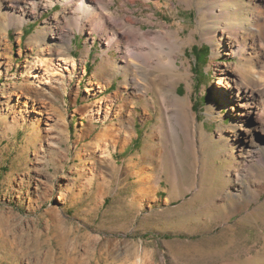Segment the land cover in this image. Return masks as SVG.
I'll list each match as a JSON object with an SVG mask.
<instances>
[{"label": "rangeland", "instance_id": "1", "mask_svg": "<svg viewBox=\"0 0 264 264\" xmlns=\"http://www.w3.org/2000/svg\"><path fill=\"white\" fill-rule=\"evenodd\" d=\"M46 1L0 0V264H264V153L217 87L253 63L223 51L245 37H206L255 0H104L115 18L83 24Z\"/></svg>", "mask_w": 264, "mask_h": 264}, {"label": "bare ground", "instance_id": "2", "mask_svg": "<svg viewBox=\"0 0 264 264\" xmlns=\"http://www.w3.org/2000/svg\"><path fill=\"white\" fill-rule=\"evenodd\" d=\"M56 1L58 0H47L46 2H47V5L49 4L50 6V5L56 4ZM62 1L64 5H67L70 3H76V7L69 11V15L67 14L66 15L69 17H76L77 19H80L82 24L84 22H88L94 19L102 20V23H105L108 18H111V19L115 18V15H113V13L110 12L109 10V7H108L109 5L105 4L104 0H98V2H96L95 0H62ZM33 3L36 5L38 2H35V0H31V3H30L31 7L33 6ZM252 5H253V11L249 15V17H247V23L237 25V22H236L234 24L224 25V26L221 25V23H219V25L222 26V28H218L217 30H215L213 29L215 27L214 26L215 24L211 22L210 26L208 27L206 37L208 40L212 42H216L215 40L217 39L219 32L221 33L219 37L220 41L223 40V36L225 35V33H228L229 39L235 37V38H238L237 40H239L240 38L245 37L244 40L242 39L243 40L241 42L242 44H238V45L232 44L229 48L225 47L223 51L224 53L229 54V55H240L241 60H244L245 57L250 58L252 60L253 65L249 68L237 65L235 69L233 70L222 68V75L223 76L226 75L227 76L226 78L228 81L226 82V84H224L223 79H218L217 87L218 89L219 87L220 88L222 87V89L219 92H221L222 97L226 100L227 105L229 106L231 105L232 109H234L233 105L237 106V108L233 110V112L236 110L234 113L238 114V117H239V123L233 124V127L235 128V131H236L233 134L235 142L237 144H241L242 147L247 148L246 149L247 152L250 151V149L258 148L260 149L262 153H264V138H262V136L264 137V59L262 61H256L258 64V68H259L257 70V65L256 63L254 64L255 58L253 57V54H255V56L257 57L256 60L258 58H260V60L262 59V57L264 58V0H255L254 4ZM219 17L220 19L224 17L226 18V15L223 12H219ZM2 18L0 17V28L4 26ZM9 19L10 20L8 21H9V26H10L12 25V23L14 24V18L13 19L9 18ZM125 20H126V23H124V26L126 28L125 27L124 28L127 29V31L132 36L134 35L136 36V38L134 39L133 37L130 38V40L128 38L129 40L128 44L133 46L136 41L138 43L139 42L138 40L144 37V35L146 34V31H144L140 26H137L136 21H134V19H132L131 17ZM116 22L117 21H115V23ZM6 26H4V28H7ZM114 27L116 26L114 25ZM103 29L105 30V32L107 31L106 30L107 27L105 25L102 27V30ZM248 37H251L252 40L249 41ZM144 39L145 37L143 38V40ZM134 46L136 47V45ZM130 47H129V50L127 51V57L128 59L130 57L131 60H133V62L129 61L130 64H134L138 67L139 63L136 60L137 58L136 57H135L136 59L134 58L135 56L133 53L134 51L132 47L131 48ZM59 49L60 48L55 47L53 49L54 53H57ZM215 49H216L215 54L218 55L220 52L219 44L215 43ZM64 51H65V48L64 50H61V52H64ZM149 57L151 58V56ZM146 61H147V58H146ZM166 65H169L170 68H172L174 63L173 61L172 63L168 62V64ZM242 69L245 70L244 75L237 74L236 70L241 72ZM113 70L114 69H113V65H111V61L108 58L107 59L105 58V61L101 63L100 70L97 71L96 73V77L98 79H102L103 77H105V75L107 74L109 75L111 72H113ZM170 71H173V69H171ZM248 76L254 77L255 81L253 84H251L248 80H246ZM223 86L226 87V89L225 88L223 89ZM100 87L102 88L103 86H100ZM178 104L179 106H181V105H185L186 102L180 100L178 101ZM119 116H121L120 125L123 128H125L126 120L125 118L123 119L122 113H120ZM250 121H254L253 126L249 125ZM245 122L248 124L246 127H245ZM257 132H259L262 136L257 137L256 135ZM110 136H111L110 133L107 134L106 132H102L100 134L99 140L105 141ZM126 138L127 140H130V136L128 135V133L126 135ZM156 151H157V147L153 145L152 139H149L148 143L146 144V147H145V150H144V153L141 159L143 158L148 161L155 160Z\"/></svg>", "mask_w": 264, "mask_h": 264}, {"label": "trees", "instance_id": "3", "mask_svg": "<svg viewBox=\"0 0 264 264\" xmlns=\"http://www.w3.org/2000/svg\"><path fill=\"white\" fill-rule=\"evenodd\" d=\"M209 50L210 49L208 46H203V47H200L198 45L194 46V52L196 53V57H199V56L202 57L201 54L208 55ZM88 70L91 71V69H88Z\"/></svg>", "mask_w": 264, "mask_h": 264}]
</instances>
